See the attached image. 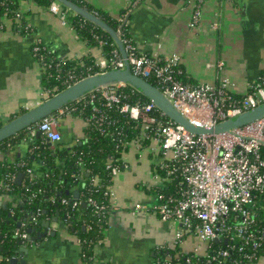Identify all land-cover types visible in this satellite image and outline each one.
Listing matches in <instances>:
<instances>
[{
  "label": "crops",
  "instance_id": "1",
  "mask_svg": "<svg viewBox=\"0 0 264 264\" xmlns=\"http://www.w3.org/2000/svg\"><path fill=\"white\" fill-rule=\"evenodd\" d=\"M82 1L117 20L131 2ZM197 1L141 0L124 21L133 45L139 53L162 58L177 54L189 84H216L229 78L234 91H246L264 73V0H204L200 20L194 24ZM20 5L32 31H16L11 21L0 29V120L4 123L50 96L43 88L40 64L32 53L35 41L40 39L65 60L79 61L88 56L96 61L105 57L103 46H89L71 24H62L49 6L34 0H22ZM86 126L84 117L66 112L59 126L60 146L68 149L82 143ZM24 138L27 137L23 136L22 142L10 150L1 149L0 161H14L15 156L26 155L34 141ZM145 147L150 148V144L144 146L134 138L128 142L122 167L113 174L108 187L113 193L109 225L104 242L95 249L98 264H154L159 247L174 243V233L167 222L153 213L133 212L134 204L151 205L155 201L150 170L159 157L150 149L146 152ZM43 164L42 158L33 159V171L40 172ZM1 186L0 179V189ZM75 191L79 189L71 190L70 199H74ZM10 203L15 205V198L0 191V206ZM32 217L26 213L21 221L26 225ZM46 221L51 222L48 228ZM36 224L30 225L31 234L19 244L13 257L17 258L16 264H81L78 237L58 214L43 219L40 226ZM46 229L47 235L39 236ZM186 243L191 247L190 241ZM254 264H264V255Z\"/></svg>",
  "mask_w": 264,
  "mask_h": 264
},
{
  "label": "built area",
  "instance_id": "2",
  "mask_svg": "<svg viewBox=\"0 0 264 264\" xmlns=\"http://www.w3.org/2000/svg\"><path fill=\"white\" fill-rule=\"evenodd\" d=\"M203 1L198 0L194 5V24L200 20ZM140 3L141 0H131L129 9ZM49 9L59 17L62 24L70 25L68 8L64 9L60 2L51 0ZM17 13H24L21 5ZM6 19L10 20L8 12L2 14L0 29L5 27ZM30 28L31 25L28 24L27 29ZM122 40L132 72L146 79L156 77L160 85L158 88L193 125L212 127L264 102V73L250 83L244 92L234 91L229 78H222L216 84H189L176 76L180 73V57L177 54L162 58L139 53L130 41ZM104 43L103 40L99 42L100 46ZM46 52L47 47L42 41H35L32 53L40 64L41 73L42 68L52 66L44 61ZM222 64L220 62L218 66L221 67ZM55 65L58 67L60 63ZM95 65L99 69L95 73H100L108 69L123 68L125 61L116 47L109 58L97 59ZM208 66L212 67V64ZM80 79L82 78L69 73V78L62 83L70 86ZM121 86L125 85L117 83L98 88L90 92L91 98L97 97L101 105L112 107L120 101L117 89ZM75 108L67 105L42 118L26 129L24 136L33 139L39 130L46 142L53 144L61 141V118ZM117 108L142 123L143 135L150 137L152 142L149 149L159 157L156 166L150 170L155 201L151 205H133V212L153 213L167 222L173 230L174 243L161 245L160 248L175 251L159 258L155 264L256 263L264 255L257 256V250L264 241V227L257 229L259 212L264 210V117L230 132L195 135L183 125L167 118L151 102H124ZM94 110L99 115H93L90 120L100 124L104 120L101 108L94 107ZM158 111L160 114H157ZM19 166L25 168L30 179L35 178L32 168L20 162ZM107 167L112 170V174L120 168L111 160ZM157 167L165 175H161ZM177 177L181 179V185L175 191H165L167 184ZM14 178L15 174L12 172L5 174L7 189ZM107 193L112 200L113 193L110 189ZM32 222H38L37 215H33ZM22 227H25L24 223ZM14 234L21 241L28 238V233L20 228ZM187 241L192 243L191 247L187 246ZM246 246L252 251L244 252ZM235 247L237 252L243 253L242 256L232 253Z\"/></svg>",
  "mask_w": 264,
  "mask_h": 264
},
{
  "label": "trees",
  "instance_id": "3",
  "mask_svg": "<svg viewBox=\"0 0 264 264\" xmlns=\"http://www.w3.org/2000/svg\"><path fill=\"white\" fill-rule=\"evenodd\" d=\"M20 1L0 0V19L4 12H8V18L11 20L14 30L23 34L30 33L32 27L27 29L29 24L27 14L17 13L20 9ZM34 1L43 6H49L51 3V0ZM73 1L88 11L96 13L115 30H120L122 39L134 43L124 23L134 7L131 9L128 7L122 12L121 18L117 20L94 9L82 0ZM68 21L77 35L84 39L89 46L98 45L103 40L105 42L103 51L106 58H109L111 51L117 47L111 35L70 10H68ZM0 23H2L1 20ZM47 50L44 61L52 66H48L46 69L42 68L41 83L50 95L68 86L62 82L69 78V73H73L77 78H84L99 71L95 60L91 57L86 56L79 61L65 60L59 58L49 48ZM57 62L60 63L58 67L55 65ZM178 70L180 73H177V78L187 83L186 72L182 64L178 65ZM148 80L160 87L156 77H149ZM117 92L120 95V101L112 107L101 105V101L97 97L92 99V93L68 104L76 107L73 112L84 117L87 121L82 143L67 149V147L60 146L59 142L53 144L46 142L42 134L35 135L34 142L29 146L26 155L15 156L14 161H0V179L2 180L0 191L9 194L16 201L15 205L10 203L4 208L0 206V264H14L12 258L16 255L21 241L14 231L18 229L17 223L23 220L26 213L37 215L36 225L38 226L43 219L58 214L60 219L68 225L69 230L78 237L81 264H98L95 249L104 242L112 210V201L107 192L113 174L112 170L107 167V163L111 160L122 167V155L128 148V142L133 138L139 140L144 146L150 144V137L143 135L142 123L117 108L124 102L150 103L149 99L129 85L119 87ZM94 107H100V113L104 116V120L100 124L90 120L93 115H99ZM157 114L160 112L158 111ZM3 124L4 122L0 120V126ZM23 132L0 142L1 149L10 150L15 146V143L22 142ZM37 157L42 158L44 164L40 172H34L35 178L30 179L29 175L25 173V168L19 166V162L32 168V160ZM157 169L161 175H165L163 170L158 167ZM8 172L14 173L15 178L7 189L5 186L7 181L4 180V176ZM20 172L24 173V178L21 183H17L15 179ZM95 178H98L96 184ZM180 181L179 177L173 178L172 182L167 184L165 191H175L181 185ZM73 188L79 189V196L76 199H70ZM62 199L67 201L63 202ZM75 202L77 205H74ZM258 220L257 229H260L264 227L263 209L259 212ZM26 222L25 227L20 228L21 231L27 232L28 226L33 224L30 220H26ZM174 251V249L159 247L154 264L159 258L162 259L167 253L170 254ZM237 251V247L232 249L235 256H239V254L242 256L243 253ZM251 251L249 246L244 248V252ZM263 254L264 241L257 250V256L260 257Z\"/></svg>",
  "mask_w": 264,
  "mask_h": 264
},
{
  "label": "water",
  "instance_id": "4",
  "mask_svg": "<svg viewBox=\"0 0 264 264\" xmlns=\"http://www.w3.org/2000/svg\"><path fill=\"white\" fill-rule=\"evenodd\" d=\"M60 2L64 8H68L74 14L82 16L87 21L100 27L106 33L111 35L112 39L115 41L116 46L119 48L122 57L125 61V66L123 68H113L108 69L104 72L95 73L88 75L70 86L50 95L39 104L31 109H27L22 114L13 119L5 122L0 126V142L17 135L29 127L38 123L42 118L52 114L53 112L67 106L68 104L78 101L80 98L86 94L101 88L113 84H124L129 85L133 89L142 93L151 103H153L158 110H160L167 118L173 120L174 122L183 125L187 130L195 135L199 134H220L230 132L231 130L237 129L241 126L247 125L257 120H261L264 117V102L259 105L252 107L246 111H243L231 118L221 121L212 127H199L193 125L188 121V119L182 115V113L173 105L170 99L154 84H152L148 79L134 74L130 68L128 61V55L125 50L124 42L120 35V30H115L107 22L101 19L96 13L91 12L85 7L77 4L73 0H57ZM36 135H40V131L37 130ZM27 139V138H26ZM24 177V173L20 172L16 177V182L21 183ZM79 191L74 192V199L78 198ZM23 221H18L17 226L21 228ZM50 221L44 222L45 227H49ZM28 234H31L32 228L28 226L26 230ZM48 233L46 229L39 236L44 237ZM55 232L52 231L51 235ZM39 238V237H37ZM28 239V238H27ZM22 244V241H20ZM14 264L17 263V258H12Z\"/></svg>",
  "mask_w": 264,
  "mask_h": 264
},
{
  "label": "rangeland",
  "instance_id": "5",
  "mask_svg": "<svg viewBox=\"0 0 264 264\" xmlns=\"http://www.w3.org/2000/svg\"><path fill=\"white\" fill-rule=\"evenodd\" d=\"M5 22H10V20L6 19V20H5ZM151 143H152V142L150 141V144H151ZM151 145H152V144H151ZM147 149L149 150V148H148V147H145V149H144V150L147 152ZM149 151H150V150H149ZM148 172H149V171H148ZM150 177H151V176H150Z\"/></svg>",
  "mask_w": 264,
  "mask_h": 264
}]
</instances>
